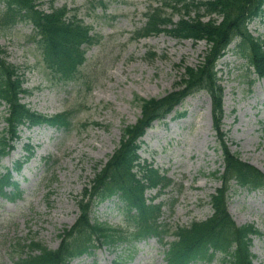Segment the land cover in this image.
<instances>
[{"label": "rangeland", "instance_id": "374dc122", "mask_svg": "<svg viewBox=\"0 0 264 264\" xmlns=\"http://www.w3.org/2000/svg\"><path fill=\"white\" fill-rule=\"evenodd\" d=\"M79 2L80 0H76ZM70 0H57L56 5L68 3L71 5ZM130 9V6L125 5L120 10L123 12L124 9ZM133 8V7H132ZM131 8V9H132ZM112 9L108 10V12ZM131 16H119L111 23L116 25L115 29H121L130 23ZM104 30L112 32L111 28L105 27ZM114 32V31H113ZM115 34V32L113 33ZM0 42L7 44L10 51L9 59L15 62L17 65L23 63L22 48H18L13 45L12 42H8L5 38L0 37ZM124 38L118 37L116 40L112 39L108 42L106 48V55L103 57V66L107 68L105 78L102 80L101 87H98L89 102L94 101L96 103L100 100L99 107L97 109V119L107 124V127L103 130L96 129L86 139L69 138V144L77 146L78 150L74 152L72 156H66L60 163L58 169L60 180L55 184L54 198L55 205L50 212L45 206H40L39 202L42 196L38 194L33 204L36 208L42 211L41 214H37L33 224V229L39 231V235L46 239L50 246L57 244L56 234L62 227L70 223L73 220L75 206L71 198L72 193L79 191L84 181L87 179L81 178L79 175L82 173V167H86L83 170L84 174H90L89 166L91 162L98 159L105 158L115 145L116 140L119 137L120 125L124 122L133 121L139 113V110L132 106L131 100L136 93H141L145 96H152L164 93L166 90L172 88L175 78L176 70L174 68L175 63H179L181 59L187 54H194L189 57L190 63L197 61V53L204 49V44L200 45L198 49H191V44L186 43L182 45L176 44L173 40L165 39H150V44L155 46L157 50H161L165 47L168 48V59L166 61H157L154 65H149L147 62L142 60H131L129 58L133 55V52L139 55L144 51L141 50L142 45H130L125 46L123 44ZM98 49H102L97 46L91 49V53L98 52ZM135 54V55H136ZM233 60V58H231ZM32 61L31 57H28V63ZM40 77L28 73L25 77V86L29 87L36 84ZM235 85L234 93L233 89L229 90V103L235 110L228 117L229 126H231V135L233 138L240 142L238 146L242 151V156L245 159L256 161L264 168V138H260L258 130L261 129L262 125L259 120L262 117L258 115L262 107L259 97H256L255 102L249 97L243 99L241 88L236 84L229 83L232 87ZM262 96V95H261ZM65 94H56L55 92H37L33 98H26V100H32V104L35 105L34 101H39V108L43 109L45 106L50 108V111L60 110L63 106L62 101ZM203 97L197 96L193 98L194 111L200 110L201 99ZM258 103L259 107L255 104ZM197 134H193L190 137V144L184 143L181 149L191 155L192 152H203L206 154V145L212 139V129L205 116L203 124H200L197 128ZM176 133L179 130L175 131ZM158 133V134H157ZM173 129H166L159 127L155 129V133L151 134L152 137L160 140L167 134H172ZM201 156L202 155L198 154ZM78 158L83 159L80 164V168L76 167ZM196 158H188V164L195 163ZM89 161V162H88ZM204 162V161H202ZM66 165V168H63ZM29 170L31 168L29 167ZM259 200L252 199L247 202L250 208L257 211H262L260 206L254 205V201ZM231 208L236 213L239 221L245 222L246 215L250 216L253 213L241 212L240 202L231 203ZM21 210L14 211V209H8L7 207H0V234H3V240H8L14 235H23L28 230L26 226V220L29 218L27 212L29 209L24 210V215ZM32 211V210H31ZM34 212V211H32ZM261 245L257 242L254 245L255 250H261ZM92 259L84 261L89 263ZM109 257L106 255L99 256V264L108 263Z\"/></svg>", "mask_w": 264, "mask_h": 264}, {"label": "trees", "instance_id": "16d2710c", "mask_svg": "<svg viewBox=\"0 0 264 264\" xmlns=\"http://www.w3.org/2000/svg\"><path fill=\"white\" fill-rule=\"evenodd\" d=\"M7 1L8 11L5 23L15 22L18 16H20L21 18H28L33 20L36 26L38 25L39 27H41L46 33L47 41L44 46L47 56H52L53 58H56V56H63L68 49V45L74 44L77 40V37L80 35V30L77 29L74 24H70L71 22L64 23L56 14L42 16V13L34 8V0ZM226 1L229 2L227 3ZM249 1L250 0H214L213 2H209V11L220 12L225 15V20L223 21L221 26H215L212 21L209 23H202L196 20H192L191 22L183 20L178 28L173 30V32L176 34H181L183 36H192L195 38L206 37L217 42L225 40L228 38L229 30L237 26V18H235L233 15L230 16L229 11L234 10L232 8L233 6H237L238 10L245 9L246 7L248 8V6L251 5L249 4ZM23 10H25L26 12L23 13ZM251 47L256 54L262 55L263 52L261 50V45L259 42L252 41ZM0 64V75L3 79L8 80L10 77V73L7 70V66L1 60ZM19 85L20 80L16 79L13 82V87L7 83H4L0 85V89L8 93L12 92V90L15 92L17 91L16 88H18ZM20 108L21 107L19 105H16L15 109ZM241 173L242 171L239 170L238 174ZM246 177L252 181L264 182L263 177L257 175L256 173H247Z\"/></svg>", "mask_w": 264, "mask_h": 264}]
</instances>
